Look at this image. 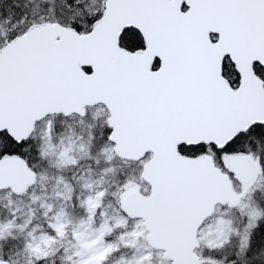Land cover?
I'll return each mask as SVG.
<instances>
[{"label":"snow or ice","instance_id":"obj_1","mask_svg":"<svg viewBox=\"0 0 264 264\" xmlns=\"http://www.w3.org/2000/svg\"><path fill=\"white\" fill-rule=\"evenodd\" d=\"M0 264H264V0H0Z\"/></svg>","mask_w":264,"mask_h":264}]
</instances>
